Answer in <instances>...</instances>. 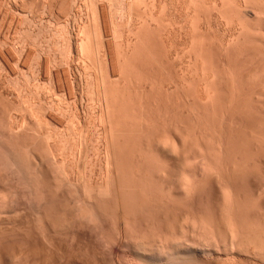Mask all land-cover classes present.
Listing matches in <instances>:
<instances>
[{
    "label": "rangeland",
    "instance_id": "1",
    "mask_svg": "<svg viewBox=\"0 0 264 264\" xmlns=\"http://www.w3.org/2000/svg\"><path fill=\"white\" fill-rule=\"evenodd\" d=\"M263 5L264 0H0V129L1 127L5 128L4 131L9 133L12 127V130L15 131L14 135L18 132L17 134H19L20 138H18L19 140L17 139L16 143L19 146L22 144L23 158L27 162L31 160L30 163H32V160L35 159L30 158L32 155H28L29 151H27L28 148L26 146L28 147L33 144L42 151L40 154L42 153L44 170H46L45 180H47V183H45L49 184L45 185L53 191L54 195H58V198L60 197L61 206L59 205L58 208L61 207L60 210L62 211L63 208L70 211L76 208L77 205H80L76 202L78 194L75 196V189H71L74 188V184L80 176L84 177H82L83 182H86V185L90 186V189L93 188L92 186H95L93 188L94 190L95 188L97 189L94 191H97V193H94L95 195L100 193V188L104 192L107 185L108 171L105 162L106 151L104 150L106 146L104 142L105 136H103L105 132H103L104 125L100 119L102 105L99 101V90L101 88H98L102 84L101 78L105 77L108 82L106 85L109 89L111 87V92L118 91L114 94L113 92L109 93L110 90L107 89L109 97L111 95V98L116 97L115 100L118 101L116 103H119L117 105L118 108L115 104V106L113 105L119 109L117 114L114 113V118H120L122 121H117H120V124L124 125L123 128L119 126V129H124V127H126L125 129H128L127 127L130 128L129 132L126 131L125 133L123 131L125 134L130 133L129 135H121L118 138L117 147L119 148L117 149L121 150L119 154L122 158L121 162L119 160V170L122 172L119 178L122 176V178L124 177V181L125 179L133 181L134 177L139 174L137 172H140L147 179H153L150 182H153V185L156 183L155 187L158 186L157 183L163 177L166 181L169 180V182H173L174 180L179 181L178 179L182 177L183 173H186V171L189 174L192 173L194 165L204 160L201 157L202 155L200 156L196 153L197 150L202 149L206 153V156L207 153L210 156L208 161L211 162L208 163H213L212 167L213 170L215 169L214 171L210 167L211 165H209L210 170H212L210 176L213 180L207 189L194 196L189 202L186 200L184 202L181 201L184 203H182L183 205L181 204L182 207L181 205L175 206L176 210L172 205L167 206L169 208L165 207V214L169 215V220L167 218L166 224L171 225L170 227H175V233L176 231L177 233H181L178 229L182 230L181 226L183 228L186 225L185 216L190 211L194 212L193 215L195 213L196 215H200L201 213V216L202 214H209L216 219L221 227H225L227 225L225 222L228 220L226 213L228 214L230 210L231 212L234 211L232 210L233 206H237L233 208L236 210L232 213L234 215L236 213V217H238V214H240L238 211L242 212V218L245 220L247 227L251 228L250 230L253 229L251 232L254 234L260 228L257 234L261 233L260 239L263 238L262 240H264ZM239 12L242 13L240 14ZM95 36L100 39H96ZM98 41L102 44L98 43L99 49L96 47ZM88 44H90L91 49H89ZM92 44L95 45L93 48L95 52H92ZM123 51H126V54ZM123 53L126 55V59L122 58L123 56L125 57ZM130 54H133L134 57ZM127 57H130L131 60L127 59ZM99 61L103 63L101 67L98 63ZM126 61L129 65H126ZM109 82L111 83L109 84ZM207 94L212 98H208ZM127 99L128 101H126ZM110 100L113 101L114 99ZM112 101L111 105L113 104ZM123 102H126V104ZM122 105H126L127 110ZM127 105L130 107H127ZM114 107L112 108L113 112L116 111ZM132 114L133 116H131ZM131 120H134L137 125H134ZM123 121L126 122L124 123ZM101 123L103 126H101ZM80 128H82L81 131ZM46 131L50 133L45 135ZM81 132L83 134L87 132L86 134H88L85 135L88 138H86L88 142L85 146V154L83 153V157L86 158H82L83 161L81 159L82 154L79 152V144H77L81 140V136L79 135ZM49 134L52 135L49 141L51 138L52 140L48 144V140L45 138ZM137 134L138 136H136ZM153 139L155 140L154 142ZM168 141L169 143H167ZM56 143L55 147L53 144ZM174 143L177 149H174ZM52 146L58 150L63 149L61 150L63 153L60 154L63 155V158L67 162L61 160L62 158H60V161L66 162L65 167H63L65 168L64 171H60L62 168L59 166L55 167L54 165L56 164L53 162V158L50 155L47 156ZM77 147H79V150ZM66 148L69 149L67 150ZM61 151L59 150L58 152ZM97 152L99 154L95 155ZM125 152L126 155L124 154ZM55 168H58L59 171ZM185 168L187 170H184ZM227 169L233 170L234 173L237 171L235 173L236 176ZM55 170L61 174L67 171L65 173L66 176L63 174L60 177L59 175L61 174ZM58 178L59 180L61 179V183L57 182ZM71 182L74 184L71 185ZM162 182L160 183L162 184ZM61 187L62 189H60ZM57 188L61 191H57ZM224 188L227 189L225 190ZM228 189L231 190V193L228 195L232 194L230 198L235 205L231 203L233 205L226 206H231L232 208H225L226 206L223 204L225 203L223 201L224 193ZM161 190L162 188L160 189L159 186L156 193L161 194L163 191ZM230 190L228 191L230 192ZM65 192H68L67 195ZM64 196L70 202L67 206L64 204L66 200ZM71 198L73 199L71 200ZM223 205L224 207H222ZM102 206L108 210V213L114 212L113 214H117L116 202L103 200ZM28 210L30 211L24 212L26 214H21L22 218L19 214V216L17 215L12 220L13 214L10 215V220L6 218L4 225L9 224L5 227L3 226L5 229L2 227L4 229V232L1 229L3 233L0 231V239H2L0 244H3L1 246L6 249L9 243V253L5 249L4 251L10 254V258L12 256V258L14 257L13 260H16L12 264H22L19 261L23 262V260L27 259L29 261L30 258V260L33 259L29 262L32 264L33 261L34 264H49L50 259H47L49 258V252L42 250L44 255L41 254V251L39 254L38 244L41 246L44 243L43 245L48 248L52 244L51 239L52 242H55L52 244L53 246L54 244L56 246L59 244V248L62 247L63 252L61 253H64L65 257L66 253H68L70 255L68 258L74 256L72 259L76 258L74 260L82 262V264H99L103 260H106L110 264V260L113 257L110 258L108 257L109 255L106 257L102 256L101 251L95 246L96 241L92 236L93 239L89 234L85 238L83 234V236H78V234L66 233V230L62 228V223L65 221L63 213L60 212L63 215L59 216V211L54 210V212L58 213L54 214V218L56 217V219L60 220L58 217H63L64 221L62 219L59 221L60 223L63 221L60 226L58 220L56 221L55 219L57 223L53 220V223L56 224L55 226L53 225L54 230H50V228H44V226L42 228L41 224L38 223L39 220L37 221L38 217L35 209L30 208ZM231 212H229L230 215ZM27 213L30 216L24 218L25 215L27 216ZM113 214L111 215L113 216ZM112 216L109 214V217L112 218L110 220L113 221L107 224L109 228H106V232L115 237L117 236V230H115L114 221L119 216ZM181 222L184 224L182 225ZM111 224L112 226H110ZM49 230L52 232L50 233ZM60 230L61 232L62 230L65 232L61 233ZM93 232L95 231L93 230ZM43 236L44 238L46 237L45 240ZM23 242L26 245L28 243L30 247L23 246ZM14 243H17V247ZM10 244L15 247L13 248ZM83 250H86V252H83ZM19 251L22 252L21 259ZM87 251H89L88 254H86ZM125 252L127 254L123 252L119 253L123 260L120 263L133 264L131 256V260L128 259V250L126 249ZM28 253L29 255H27ZM59 253L58 256L62 257L63 254L61 255L60 253L59 255ZM125 254L127 256H124ZM83 256L84 259L82 260ZM237 256H235L233 264H264V256L256 255L257 257H255L254 253ZM35 259L37 261L39 259V262H41L38 263ZM96 260H99L98 263H96ZM106 261L103 263L107 264ZM113 261L114 264H118L114 258L111 264H113ZM50 263L53 264L52 261ZM24 264L27 263L24 262Z\"/></svg>",
    "mask_w": 264,
    "mask_h": 264
},
{
    "label": "bare ground",
    "instance_id": "2",
    "mask_svg": "<svg viewBox=\"0 0 264 264\" xmlns=\"http://www.w3.org/2000/svg\"><path fill=\"white\" fill-rule=\"evenodd\" d=\"M53 2V1H52ZM226 5V4H225ZM223 5V6H225ZM255 5V4H254ZM259 6H262V5H259ZM264 6V5H263ZM53 7V6H52ZM258 7V6H257ZM224 8V7H223ZM261 8V7H260ZM239 9V8H238ZM54 10V9H53ZM261 10V9H260ZM264 10V9H263ZM242 11V10H240ZM240 13V12H239ZM242 13V12H241ZM240 13V14H241ZM260 13V12H259ZM226 15V14H225ZM224 15V16H225ZM259 15V14H258ZM153 16V15H152ZM260 17V15H259ZM259 21V20H258ZM146 22V21H145ZM262 22V21H261ZM105 24V23H104ZM97 26V25H96ZM101 29V28H100ZM99 30V28H98ZM100 31V30H99ZM102 33V32H100ZM100 35V34H99ZM98 36V35H97ZM96 37V36H95ZM98 37H96L97 39ZM100 39V38H98ZM53 41V40H52ZM93 41V40H92ZM91 41V43H92ZM108 41V40H107ZM50 42V41H49ZM95 42V41H94ZM93 42V43H94ZM102 42V41H101ZM98 43L99 41L97 42V45L96 47L98 48ZM96 44V43H95ZM100 45H102L101 43H99ZM110 44V43H109ZM89 46V49L90 48V44H88ZM93 46V47H92ZM92 52H95L94 51V47L95 45L92 44ZM129 46V45H128ZM131 46V45H130ZM87 47V48H88ZM100 47V46H99ZM194 47V46H193ZM129 48V47H128ZM96 49V48H95ZM99 49V48H98ZM104 49V48H103ZM126 50V49H125ZM132 50V48H131ZM52 51V50H51ZM91 51V50H90ZM100 52V50H98ZM91 52V53H92ZM97 52V51H96ZM124 52V51H123ZM126 52V51H125ZM124 52V53H125ZM135 52V51H134ZM110 53V52H109ZM123 53V54H124ZM128 53V51H127ZM132 53V52H131ZM137 53V52H136ZM135 53V54H136ZM44 54V53H43ZM97 54V53H96ZM99 54V53H98ZM126 54V53H125ZM124 54V55H125ZM134 54V53H133ZM132 54V55H133ZM95 55V54H94ZM131 55V54H130ZM131 55V56H132ZM197 55V54H196ZM195 55V56H196ZM61 56V55H60ZM96 56V55H95ZM94 56V57H95ZM123 56V55H121ZM136 56V55H135ZM13 57V56H12ZM11 57V58H12ZM93 57V58H94ZM97 57V56H96ZM96 57H95V60H96ZM111 57V56H110ZM114 57V56H113ZM134 57V55H133ZM197 57V56H196ZM3 58V57H2ZM100 58V56H99ZM119 58V57H118ZM117 58V59H118ZM122 58L126 59V55L125 57L123 56ZM130 57H127V59ZM107 59V58H106ZM198 59V57H197ZM5 60V59H4ZM98 60V59H97ZM133 60V59H132ZM47 61V60H46ZM73 61V60H72ZM102 61V60H101ZM101 61H99V65L100 67L102 66L101 64ZM104 61V60H103ZM197 61V60H196ZM195 61V63H196ZM68 62V61H67ZM119 62V61H118ZM131 62V61H130ZM42 63V62H41ZM59 63V62H58ZM61 63V62H60ZM96 63V62H95ZM116 63V62H114ZM121 63V62H120ZM125 63V62H124ZM136 64V62H134ZM198 63V61H197ZM55 64V63H54ZM63 64V63H62ZM65 64V63H64ZM107 64V63H106ZM128 64V62L126 61V65ZM206 64V63H205ZM96 65V64H95ZM120 65V64H119ZM129 65V64H128ZM132 65V64H131ZM53 66V65H52ZM122 66H125V65H122ZM204 66V65H203ZM131 67V66H130ZM197 67V66H196ZM10 68V67H9ZM60 68V67H59ZM108 68V67H107ZM71 69V68H70ZM102 69V68H101ZM57 70V69H56ZM115 70V69H114ZM200 70V69H199ZM59 71V70H58ZM101 71V70H100ZM109 71V70H108ZM210 71V70H209ZM102 72V71H101ZM61 73V72H60ZM106 73V72H105ZM108 73V72H107ZM111 73V72H110ZM198 73V72H197ZM83 74V73H82ZM215 74V73H214ZM51 75V74H50ZM65 75V73H64ZM119 75V74H118ZM207 75V74H206ZM102 77V76H101ZM109 77V75H108ZM111 77V76H110ZM183 77V76H182ZM212 77V76H211ZM219 78V77H218ZM53 79V78H52ZM207 79V78H206ZM213 79V78H212ZM59 80V79H58ZM107 78L105 79V77H102L101 78V87H98V88H101L99 90V101L102 105V114L100 115L101 116V121L103 123H101V126L104 127V135L105 138H104V142H105V146L106 148L104 149L106 151V169L108 171V179H107V182H106V188L104 190V192L101 191V188H100V193L99 194H94V193H97L94 192L95 190H97L95 188V190L93 189L95 186H92L93 188L90 189V186L86 185V182H83V178L81 179L80 177H76L78 178L76 180V183L74 184V188H71V189H75L76 193L75 196H77L76 194H78V199L76 200L74 198V200H76V202H78L80 205L70 211L66 210L65 208H63V211L60 210L59 205L61 204L60 203V197L58 198V195H54V193H52L53 191L48 189L46 187V185H49V184H46L47 180H45L46 178V173L44 170L45 167L43 165V161H42V156L40 154V151L35 145H29L28 147L26 146L27 151L28 152V155L30 156V154L32 156H30L31 159H35V160H32V163L27 162L23 157V150H22V144L19 146L16 142H17V139L20 138L19 137V134H17L18 132H16V135L15 134V131L12 130V127H11V130L9 133H7L6 131H4V129L1 127L0 129V231L2 229V227L6 226L7 224L4 225V223H6V218L9 219V216L13 214V217H11L12 220H14V217H16L17 215L19 216V214L21 215H24L26 213H24L25 211L26 212H29L30 208H32L33 210L35 209V211L37 212V221L39 220L38 223L41 224L42 228L44 226L47 227L48 229L50 228V230H54V226L55 224L57 223L56 221L58 220V222L62 219L64 221L63 222L65 224L62 223V228L66 230V233H69V234H78L79 235H85V238H86V235L89 234V236L93 237L94 240L96 241V245H95V242H94V245L98 247V249L101 251V255L102 256H108L110 258H114V260H116V262L118 264H121V256H120V252H123V253H126L125 250L127 249L128 250V259H130V256L132 258V261H133V264H233V260H235V256L237 255H240V254H251V253H254V256L257 257L256 255H260L261 257L264 256V240L260 239L261 238V233L260 234H257V232L259 231H256V233L254 234L253 232H251L252 230H250L251 228L247 227V225L245 224V220H243L242 218V212H239L240 214H238V217L237 214L235 213H232L234 212L236 209H233V208H236L233 206L232 211L231 210L229 212H231V215L226 213V216L228 218V220H226L227 222V225L225 227H221L218 222L216 221V219L213 217V216H210L209 214L206 215V214H202L201 216V213L200 215H193L192 212L189 211V213L191 214H186L187 216L186 217V221L185 224L182 228L181 226V229L182 230H179L178 231H181L177 233H175V227H170L169 224L167 225V218H168V214L166 215L165 214V207L169 206V205H172V207L175 206L178 207L179 205H181L185 200L189 202L190 199H192L194 196L200 194L204 189H207V187L211 184V181L213 179H211V172L213 170V163H208V162H211V161H208L209 160V155L207 153V156L205 155L206 153L202 150V149H199L197 150V154H199L201 157L204 158V160L202 162H200L199 164H195L193 167L194 169L192 170L193 172L189 174V172L187 173H183L182 177L180 179H178L179 181H171L169 182L165 180V178L163 177V179H161L158 183H157V187L156 186V183L155 185H153V182H150L151 180L153 179H147L145 176L141 175L140 172H137L138 176L134 177L133 181H127L125 179L124 181V177L122 178H119L120 177V174L122 172H120L119 170V160L120 162L122 161L121 159V156L119 154V147H117V143H118V138L121 136V135H129L130 133L128 134H125L126 131H128L130 128L127 127L128 129H125L126 127H124V129H121L123 128L124 125H122V123L120 124V118H114L115 117V114H117V112L119 111L118 106L119 103H116L118 101L115 100L116 97H112L111 96L109 97L108 95V92H107V89L110 90L109 93L111 92V87L110 89L107 87L106 83H108L107 81ZM203 80V79H202ZM205 80V79H204ZM70 81V80H69ZM109 81V80H108ZM208 81V80H207ZM215 81V80H214ZM219 81V80H218ZM67 82V81H66ZM206 82V81H204ZM211 82V80H210ZM68 83V82H67ZM99 83V81H98ZM111 82H109L110 84ZM209 83V82H208ZM108 84V85H109ZM115 84V83H114ZM63 85V84H62ZM100 85V83H99ZM98 85V86H99ZM116 85V84H115ZM118 85V84H117ZM50 86H53V85H50ZM209 87V85H207ZM55 87V86H54ZM69 87V86H68ZM107 87V88H106ZM114 87V85H113ZM124 87V85H123ZM114 89V88H113ZM128 89V88H127ZM134 89V88H133ZM52 90V89H51ZM83 90V89H82ZM88 90V89H87ZM117 90V89H116ZM129 90V89H128ZM207 90V89H206ZM214 90V89H213ZM212 90V91H213ZM46 91V90H45ZM135 91V90H134ZM113 92V91H112ZM111 92V93H112ZM115 92H118V91H115ZM115 92H113L115 94ZM133 93V91H132ZM209 93V91H208ZM215 93V92H214ZM117 94V93H116ZM72 95V94H71ZM126 95V94H124ZM61 96V95H60ZM121 96V95H120ZM129 96V94H128ZM127 96V97H128ZM206 96H208V98L210 97L209 94H207ZM213 96V95H212ZM57 98V97H56ZM55 98V99H56ZM117 98H121V97H117ZM126 98V96H125ZM212 98V97H210ZM53 99V98H52ZM63 99V98H62ZM110 99H114L113 101L110 100ZM123 99V98H122ZM121 99V101H122ZM133 99V98H132ZM64 101V100H63ZM76 101V100H75ZM111 101L113 102V104L111 105ZM125 101V100H123ZM128 101V99L126 100ZM133 101V100H132ZM135 101V100H134ZM138 101V100H137ZM208 102V101H207ZM31 103V102H30ZM65 103V102H64ZM121 103V102H120ZM126 104V102H123ZM122 103V104H123ZM210 103V102H209ZM41 104V103H40ZM43 104V103H42ZM71 104V103H70ZM95 104V103H94ZM116 107H114L115 105ZM130 104V102H129ZM134 104V103H133ZM26 105V104H25ZM31 105V104H30ZM35 105V104H34ZM39 105V104H38ZM114 105V106H113ZM132 105V104H131ZM138 105V104H136ZM54 106V105H53ZM114 109L116 110L115 112H113L114 110L112 109L113 107ZM126 106V105H125ZM124 105H122V107H125ZM129 105H127L128 107ZM32 107V106H31ZM36 107V105H35ZM43 107V106H42ZM130 107V106H129ZM51 108V107H50ZM121 108V107H120ZM126 108V107H125ZM212 108V106H211ZM38 109V108H37ZM40 109V108H39ZM101 109V108H100ZM131 109V108H129ZM134 109V108H133ZM31 110V109H30ZM94 110V109H93ZM121 110V109H120ZM127 110V108L125 109ZM49 111V110H48ZM78 111V110H77ZM95 111V110H94ZM123 111V110H122ZM35 112V111H34ZM38 112V111H37ZM36 112V113H37ZM113 112V113H112ZM126 112V111H124ZM139 112V111H138ZM31 113V112H30ZM64 113H66L64 111ZM115 113V114H114ZM133 113V112H132ZM78 114V113H77ZM120 114V113H119ZM129 114V113H127ZM137 114V113H136ZM33 115V113H32ZM41 115V114H40ZM45 116V115H44ZM54 116V115H53ZM90 116V115H88ZM125 116V115H124ZM133 116V114L131 115ZM129 116V117H131ZM138 116V115H137ZM34 117V116H33ZM41 117V116H40ZM57 117V116H56ZM55 117V118H56ZM87 117V116H86ZM95 117V116H94ZM97 117V116H96ZM116 117H118V115H116ZM121 117H122V114H121ZM128 117V116H127ZM35 118V117H34ZM33 118V119H34ZM77 118V117H76ZM136 118V117H135ZM47 119V118H46ZM53 119V118H52ZM116 119V121H115ZM145 119V118H144ZM40 120V119H39ZM62 120V119H61ZM117 120H120V121H117ZM126 120V119H125ZM140 120V119H139ZM147 120V119H146ZM38 121V120H37ZM136 121V120H135ZM68 122V121H67ZM116 122H119V123H116ZM124 122V121H123ZM126 122V121H125ZM124 122V123H125ZM129 122V121H128ZM131 122L135 125L136 123L134 122V120ZM144 122V121H143ZM152 122V121H151ZM140 123V122H138ZM62 124V123H61ZM78 124V123H77ZM120 124V125H119ZM131 124V125H133ZM70 125V124H69ZM72 125V124H71ZM126 125V124H125ZM130 125V124H129ZM133 125V126H134ZM137 125V124H136ZM50 126V125H49ZM119 126L121 127L119 129ZM132 126V127H133ZM42 127V126H41ZM53 127V126H52ZM54 127H57V126H54ZM131 127V126H130ZM131 127V128H132ZM152 127V126H151ZM9 128V127H8ZM77 128V127H76ZM75 128V129H76ZM84 128V127H83ZM88 128V127H87ZM134 128V127H133ZM3 129V130H2ZM56 129V128H55ZM74 129V130H75ZM82 128H80V131H81ZM86 129V128H85ZM72 130V129H70ZM84 130V129H83ZM82 130V131H83ZM135 130V129H134ZM20 131V130H19ZM31 131V130H30ZM69 131V130H68ZM67 131V132H68ZM77 131H79V129H77ZM79 131V132H80ZM125 131V133L123 132ZM131 131V130H130ZM137 131V130H136ZM25 132V131H24ZM74 132V131H73ZM129 132V131H128ZM131 132H134V131H131ZM22 133V132H20ZM47 133H50V132H47L46 131V134L45 135H48ZM54 133V132H53ZM78 133V132H77ZM87 133V132H86ZM83 132H81V134H79L81 137V140L79 143V147H80V154H82L81 156V159L82 158H86V157H83V153L85 154V146L87 144V140H86V136L85 135H88ZM38 134V133H37ZM57 134V132H56ZM55 134V135H56ZM133 135V133H131ZM140 134V133H139ZM143 134V132H142ZM177 134V133H176ZM18 135V136H17ZM44 135V136H45ZM59 135V134H58ZM70 135V134H69ZM90 135V134H89ZM181 135H183L181 133ZM17 136V137H16ZM33 136V135H32ZM38 136V135H37ZM41 136V135H40ZM43 136V135H42ZM52 135L49 134V136H46L45 139L48 140V144L50 143L49 139ZM62 136V135H61ZM75 136V135H74ZM138 136V134L136 135ZM48 137V138H47ZM73 138V136H71ZM79 137V136H78ZM123 137V136H122ZM127 137V136H126ZM132 137V136H130ZM149 137V136H148ZM22 138V137H21ZM40 138V137H39ZM55 138V137H54ZM53 138V140H54ZM63 138V137H61ZM66 138V137H65ZM76 138V137H75ZM184 138V137H183ZM16 139V140H15ZM60 139V138H59ZM70 139V138H69ZM88 139V138H87ZM92 139V137H91ZM126 139V138H125ZM128 139H130L128 137ZM19 140V139H18ZM24 140V139H23ZM32 140V139H31ZM62 140V139H61ZM60 140V141H61ZM73 140V139H72ZM77 140V139H75ZM79 140V139H78ZM157 140V139H156ZM161 140V139H160ZM167 140V139H166ZM40 141V140H39ZM59 141V142H60ZM65 141V140H64ZM151 141V140H150ZM155 140L153 139V142ZM174 141V140H173ZM36 142V141H35ZM43 142V141H41ZM55 142V141H54ZM63 142V141H62ZM61 142V143H62ZM138 142V141H137ZM141 142V141H140ZM161 142V141H160ZM176 142V141H175ZM32 143V142H31ZM40 143V142H39ZM46 143V144H47ZM100 143V142H99ZM157 143V142H155ZM169 143V141L167 142ZM26 144V143H25ZM89 144V143H88ZM136 144V143H135ZM158 144V143H157ZM57 145L56 144H53ZM142 145V144H141ZM152 145V144H151ZM168 145V144H167ZM166 145V146H167ZM175 145V143H174ZM173 145V146H174ZM218 145V143H217ZM24 146V145H23ZM40 146V144H39ZM47 146V145H46ZM49 146V145H48ZM64 146V145H62ZM68 146V145H67ZM120 146V145H118ZM159 146V145H158ZM59 147V146H58ZM66 147V146H65ZM79 147L78 150H79ZM100 147V146H99ZM97 147V148H99ZM178 147V146H177ZM219 147V146H218ZM25 148V150H26ZM50 148V146H49ZM60 148V147H59ZM64 148V147H63ZM71 148V147H70ZM75 148V146H74ZM96 148V149H97ZM123 148V147H122ZM121 148V149H122ZM126 148V147H125ZM139 148V147H138ZM153 148V146H152ZM174 148V147H173ZM42 149V148H41ZM46 149V148H45ZM67 149V148H66ZM69 149V148H68ZM67 149V150H68ZM88 149V148H87ZM129 149V148H128ZM127 149V150H128ZM174 149H177L176 148V145H175V148ZM197 149V148H196ZM220 149V147H219ZM60 151L63 150L62 148L59 149ZM58 149L54 148V146H52L51 150H49V154L47 153V156H51V158H53V162L56 164L54 165L55 167L59 166L60 168V171H64L65 168V163L67 162L64 158H63V155L60 154V153H63L62 151L61 152H58L59 151ZM66 150V151H67ZM134 150V149H133ZM181 150V149H180ZM72 151V150H71ZM70 151V152H71ZM77 151V150H76ZM210 151V150H209ZM208 151V152H209ZM89 152V151H88ZM94 152V151H93ZM134 152V151H133ZM142 152V150H141ZM149 152V151H148ZM217 152V151H216ZM214 152V153H216ZM45 153V151H44ZM69 153V152H68ZM87 153V152H86ZM195 153V154H196ZM211 153L213 154V152L211 151ZM228 153V152H226ZM79 154V155H80ZM92 154V153H91ZM99 153L97 152V154L95 155H98ZM101 154V153H100ZM126 155V152L124 153ZM211 154V155H212ZM230 154V153H229ZM44 155V154H43ZM70 155V154H69ZM68 155V156H69ZM78 155V154H77ZM133 155V154H132ZM131 155V156H132ZM220 155V154H219ZM60 156V157H59ZM87 156V155H86ZM123 156V155H122ZM217 156V155H216ZM233 156V155H232ZM235 156V155H234ZM45 157V156H44ZM65 157V156H64ZM72 157V156H71ZM70 157V158H71ZM79 157V156H78ZM195 157V156H194ZM214 157V156H213ZM212 157V158H213ZM220 157V156H219ZM49 158V157H48ZM47 158V159H48ZM60 158H62L61 160H65L66 162L64 163L63 161H60ZM67 158V156H66ZM69 158V157H68ZM97 158V157H96ZM131 158V157H130ZM211 158V159H212ZM228 158V157H227ZM79 159V158H78ZM77 159V161H78ZM80 159V161H81ZM88 159V158H87ZM27 160H29L27 158ZM124 160V159H123ZM207 160V161H206ZM26 161V162H25ZM52 161V160H51ZM50 161V162H51ZM79 161V162H80ZM83 161V159H82ZM81 161V162H82ZM88 161V160H87ZM92 161H94L92 159ZM92 161H90L92 163ZM125 161V160H124ZM143 161V160H142ZM230 161V160H229ZM236 161V160H235ZM64 165H63V163ZM71 162V161H70ZM79 162H78V165H79ZM101 162V161H100ZM137 162V161H136ZM220 162V161H219ZM52 163V162H51ZM77 163V162H76ZM83 163V162H82ZM86 163V162H85ZM98 163V162H97ZM99 164V163H98ZM101 164V163H100ZM228 164V163H227ZM49 165V164H48ZM94 165V164H93ZM123 165V164H122ZM125 165V164H124ZM127 165V164H126ZM137 165V164H136ZM148 165V164H147ZM209 165H211L210 167L212 168V170H210L211 168L209 167ZM239 165V164H238ZM236 165V166H238ZM52 166V164H51ZM85 166V165H84ZM130 166V165H129ZM188 166V165H187ZM219 166V165H218ZM225 166V165H224ZM228 166V165H227ZM48 167V166H46ZM67 167V166H66ZM79 167V166H78ZM87 167V166H86ZM85 167V168H86ZM131 167V166H130ZM138 167V166H137ZM150 167V166H149ZM192 167V166H191ZM50 168V167H49ZM121 168V167H120ZM147 168V167H146ZM189 168V167H188ZM235 168V167H234ZM245 168V167H244ZM56 170H58V168H55ZM76 169V168H75ZM79 169V168H78ZM87 169V168H86ZM122 169V168H121ZM136 169V168H135ZM145 169V168H144ZM191 169V168H190ZM220 169V168H219ZM233 169V168H232ZM247 169V168H246ZM250 169V168H249ZM55 170V171H56ZM82 170V169H81ZM147 170V169H146ZM184 170H187L186 168ZM215 170V169H214ZM213 170V171H214ZM228 170V169H227ZM236 170V169H235ZM242 170V169H241ZM59 171V170H58ZM56 171L57 173H60ZM73 171V170H72ZM80 171V170H78ZM130 171V170H129ZM140 171V170H139ZM217 171V170H216ZM229 172H233V174L235 175V172L232 170H228ZM244 172V170H242ZM55 172V173H56ZM81 172V171H80ZM65 173H67V171L63 172L61 175H59L60 177ZM84 173V172H83ZM107 173V172H106ZM131 173V172H130ZM153 173V172H152ZM215 173V172H214ZM213 173V174H214ZM220 173V172H219ZM54 174V173H53ZM81 174V173H80ZM228 174V173H227ZM246 174V173H244ZM49 175V173H48ZM58 175V174H57ZM69 175V174H68ZM83 175V174H82ZM133 175V174H132ZM166 175V174H165ZM164 175V176H165ZM217 175H219L217 173ZM55 176V175H53ZM66 176V175H65ZM143 176V177H142ZM221 176V175H220ZM225 176V175H224ZM236 176V175H235ZM245 176V175H244ZM50 178V177H49ZM57 178V177H56ZM132 178V177H131ZM218 178V177H217ZM231 178V177H230ZM237 178V177H236ZM55 179V178H54ZM93 179V178H92ZM147 179V180H146ZM59 180V178H58ZM57 182H60V180ZM123 180V181H122ZM131 180V179H130ZM221 180V179H220ZM226 180V179H225ZM230 180V179H229ZM74 181V180H73ZM219 181V180H218ZM224 181V180H223ZM227 181V180H226ZM238 181V180H237ZM46 182V183H45ZM56 182V180H55ZM54 182V184H56ZM66 182V180H65ZM63 182V183H65ZM89 182V181H88ZM162 182V184L160 183ZM216 182V181H215ZM225 182V181H224ZM233 182V181H232ZM61 183V182H60ZM93 183V182H92ZM227 183V182H226ZM46 184V185H45ZM67 184V183H66ZM69 184V183H68ZM71 185L72 182L70 183ZM88 184V183H87ZM235 184V182H234ZM58 185V184H57ZM159 186H160V189L162 188V193L161 191V194H157L156 193V190L159 189ZM162 186V187H161ZM226 186V185H225ZM229 186V184H228ZM236 186V185H235ZM57 187V186H56ZM60 187V186H59ZM71 187V186H70ZM104 187V186H103ZM155 187V189H154ZM220 187V186H219ZM230 188V187H229ZM59 188H57V191ZM62 189V187L60 188ZM155 191H154V190ZM225 189V188H224ZM223 189V190H224ZM227 189V188H226ZM225 189V190H226ZM70 190V189H69ZM230 190V189H228ZM226 191L224 194V202L223 204L226 205H235V203H233V200L230 198V195H228L229 193H231V190L230 192L229 191ZM61 191V190H60ZM59 191V192H60ZM67 191V190H66ZM74 191V192H75ZM71 192V191H70ZM73 192V191H72ZM223 192V191H222ZM228 192V193H227ZM239 192V191H238ZM66 193V192H65ZM68 193V192H67ZM66 193V195H67ZM64 194V193H63ZM223 194V193H222ZM65 195V196H66ZM99 195V196H98ZM235 196V194H233ZM60 196V195H59ZM64 196V198H65ZM74 196V197H75ZM96 196V197H95ZM200 197V196H199ZM223 197V196H222ZM233 197V196H231ZM237 197H240V196H237ZM63 199V198H62ZM61 199V200H62ZM65 202L64 204L67 206L70 202L68 201L69 199L68 198H65ZM68 199V200H67ZM73 198H71L72 200ZM234 199V198H233ZM240 199V198H239ZM70 200V201H71ZM103 200H109V201H114L117 203V209H116V212L117 214H113L111 212L108 213V210L105 209L102 205H103ZM68 203H67V202ZM183 201V202H181ZM237 201V200H236ZM72 202H75V201H72ZM106 202V201H104ZM241 202H243L241 200ZM77 203V204H78ZM186 203V202H185ZM233 203V204H231ZM238 203V202H237ZM240 203V202H239ZM63 204V202H62ZM75 205V203H73ZM107 204V203H106ZM112 204V203H111ZM184 204V203H183ZM182 204V205H183ZM243 204V203H242ZM72 205V206H74ZM110 205V204H109ZM108 205V206H109ZM181 205V207H182ZM210 205V204H209ZM241 205V203H240ZM61 206V205H60ZM70 206V205H69ZM68 206V207H69ZM107 206V205H106ZM226 206L225 208H230ZM244 206V205H242ZM67 207V209H68ZM110 207V206H109ZM171 207V206H170ZM224 207V205L222 206ZM247 207V206H246ZM108 208V207H107ZM169 208V207H167ZM173 208V209H174ZM180 208V207H179ZM241 208V207H240ZM248 208V207H247ZM65 209V210H64ZM109 209V208H108ZM114 209V208H113ZM182 209H185V208H182ZM194 209V208H193ZM196 209V208H195ZM244 209V208H242ZM54 210H56L57 212L59 211V216H62L64 214V219L63 217H58L60 218L59 219H56V217L54 218V214L57 213V212H54ZM176 210V208H175ZM186 210V209H185ZM189 210V209H188ZM214 210V209H213ZM239 210V209H238ZM32 211V210H31ZM110 211V209H109ZM169 211V210H168ZM205 211V210H204ZM222 211V210H221ZM242 211V210H241ZM247 211V210H246ZM63 213L62 215L60 214ZM174 212V211H173ZM172 212V213H173ZM181 212V211H180ZM202 212V211H200ZM225 212V210H224ZM227 212V210H226ZM237 212V211H236ZM176 213V212H175ZM174 213V214H175ZM182 213V212H181ZM217 213V212H216ZM58 214V213H57ZM109 214L110 216H112L111 214H113L112 217H114V215L116 217H118V219H115V230H117V236H112L111 234H107V230L106 228L109 226L107 224H109L110 221H113V220H110L111 217H109ZM211 214V213H210ZM214 214V213H213ZM212 214V215H213ZM221 214V213H220ZM15 215V216H14ZM22 215L20 216L22 218ZM35 215V213H34ZM181 215V214H180ZM206 215V216H205ZM230 215V216H228ZM30 216L29 213H27V216L25 215L24 218ZM58 216V215H56ZM221 216V215H220ZM224 216V215H223ZM34 217V216H32ZM36 217V216H35ZM34 217V218H35ZM173 217V216H172ZM225 217V216H224ZM249 217V216H248ZM54 218V219H53ZM120 218V219H119ZM183 218V217H182ZM246 218V217H245ZM244 218V219H245ZM16 219V218H15ZM30 219V218H28ZM56 219V221H55ZM112 219V218H111ZM174 219V218H173ZM218 219V218H217ZM10 220V219H9ZM9 220H7L9 222ZM22 220V219H21ZM36 220V219H34ZM56 223H53L54 221ZM118 220H120L118 222ZM169 220V218H168ZM177 220H179L177 218ZM183 220V219H182ZM20 221V219H19ZM27 221V220H26ZM36 221V223H37ZM172 221V220H170ZM176 221V220H175ZM251 221V220H250ZM14 222V221H13ZM17 222V220H16ZM169 222V221H168ZM177 222V221H176ZM184 222V221H183ZM15 223V222H14ZM12 223V224H14ZM28 223V222H27ZM26 223V224H27ZM30 223V221H29ZM60 223V222H59ZM61 223L59 224L61 226ZM112 223V222H111ZM251 223V222H250ZM20 224V223H19ZM31 224V223H30ZM171 224V223H170ZM178 224V223H177ZM182 224V222H181ZM184 224V223H183ZM182 224V225H183ZM257 224V223H256ZM16 225V223H15ZM39 225V224H37ZM54 225V226H53ZM58 225V224H57ZM56 225V226H57ZM249 225V224H248ZM260 225V224H259ZM11 226V225H10ZM13 226V225H12ZM19 226V225H18ZM17 226V227H18ZM24 226V225H23ZM27 226V225H26ZM25 226V227H26ZM30 226V225H28ZM40 226V225H39ZM112 226V224L110 225ZM173 226V225H172ZM3 227V228H4ZM16 227V228H17ZM65 227V228H64ZM255 227V226H254ZM7 228V227H6ZM53 228V229H52ZM107 228V229H108ZM224 228V229H223ZM5 229V228H4ZM4 229L3 232H4ZM8 229V228H7ZM10 229V227H9ZM37 229V228H36ZM47 229V231H48ZM61 229V228H60ZM93 229L95 232H93ZM177 229V228H176ZM12 230V229H11ZM15 230V229H14ZM18 230V228H17ZM32 230V229H31ZM39 230V229H38ZM37 230V231H38ZM49 230V231H50ZM7 231V230H6ZM10 231V230H9ZM23 231V230H22ZM29 231V230H28ZM43 231V230H42ZM41 231V233H42ZM98 231V232H97ZM110 231V230H109ZM108 231V232H109ZM263 231V230H262ZM2 232V231H1ZM2 232V233H3ZM13 232V230H12ZM10 231V233H12ZM16 232V231H15ZM18 232V231H17ZM39 232V231H38ZM44 232V231H43ZM52 231H50L51 233ZM55 232V231H54ZM57 232H59L57 230ZM61 232V230H60ZM62 232H65L62 230ZM61 232V233H62ZM8 233V232H6ZM14 233V232H13ZM28 233V232H27ZM39 233V234H41ZM46 233V232H45ZM33 234V233H32ZM44 234V233H43ZM47 234V233H46ZM5 235V233H4ZM29 235V234H27ZM82 235V236H83ZM49 236V235H48ZM70 236V235H69ZM68 236V238H69ZM2 237V235H1ZM17 237V236H16ZM19 237V236H18ZM27 237V236H25ZM40 237V235H39ZM53 237V236H52ZM91 237V238H92ZM5 238V237H4ZM22 238V237H21ZM29 238V237H28ZM34 238V237H33ZM36 238V237H35ZM46 238V237H45ZM44 236H43V239L45 240ZM60 238V237H59ZM78 238V237H77ZM88 238V237H87ZM92 238V239H93ZM63 239V238H62ZM91 239V240H92ZM33 240V239H32ZM49 240V239H48ZM87 240V239H86ZM90 240V238H89ZM261 240V241H260ZM0 241H2V239H0ZM30 241V240H28ZM38 241V240H37ZM36 241V242H37ZM50 241V240H49ZM48 241V242H49ZM82 241V240H81ZM17 242V241H16ZM32 242V241H31ZM40 242V241H39ZM47 243V241H45ZM86 242V241H85ZM92 242V241H91ZM92 242V243H93ZM1 243V242H0ZM24 243V242H23ZM38 243V242H37ZM36 243V245H37ZM45 243V244H46ZM51 243H55V242H52V239H51ZM61 243V242H60ZM15 244V243H14ZM17 244V243H16ZM15 244V245H16ZM44 244V243H43ZM43 244H41V246L38 244L39 246V254H40V251H41V254H43V251H48L49 254V258L47 259H50V261L53 262V264L55 263H63V264H82V262H78L77 260H74L72 259L73 257H69L70 256L68 253H66V257L64 256L65 254L64 253H61L63 252V249L62 247L59 248V244H57V246L54 244V247L52 244H50V246H48V248L46 246H44ZM1 245L3 244H0V264H12V262H15L16 260H13L12 256V261H11V258H10V254L9 253V250L8 249V245H7V248L5 249L4 247H2ZM11 245V244H10ZM21 245V244H20ZM19 245V247H20ZM26 245L25 243L23 244V246ZM30 245H33V244H30ZM47 245V244H46ZM52 245V246H51ZM93 245V244H92ZM13 247V245H11ZM28 247H30L27 243ZM37 246V247H38ZM64 246V245H63ZM89 246V245H88ZM94 246V248H95ZM15 247V246H14ZM13 247V248H14ZM17 247V245H16ZM34 247V246H33ZM41 247V248H40ZM46 247V248H45ZM50 247V248H49ZM59 249H58V248ZM84 247V246H83ZM21 248V247H20ZM27 248V247H26ZM32 248V247H31ZM93 248V249H94ZM3 249V250H2ZM8 251V253L5 251ZM23 249V247H22ZM21 249V250H22ZM29 249V248H28ZM34 249V248H33ZM77 249V248H76ZM96 249V248H95ZM18 250V248H17ZM24 250H25V247H24ZM23 250V251H24ZM43 250V251H42ZM81 250V249H80ZM30 251V250H29ZM27 251V252H29ZM74 251V250H73ZM72 251V252H73ZM78 251V250H77ZM99 251V253H100ZM16 252V250H15ZM20 253V259L22 258L21 257V251H19ZM36 252V251H35ZM58 252L61 253L62 257L61 256H58ZM64 252H66L64 250ZM75 252V251H74ZM73 252V253H74ZM83 252H86V250ZM89 251H87L86 254H88ZM93 252V250H92ZM13 253V252H12ZM18 253V252H17ZM25 254V251L23 252ZM59 253V255H60ZM71 253V252H70ZM72 253V254H73ZM76 253V252H75ZM34 254V253H33ZM68 254V255H67ZM79 254V253H78ZM96 254V253H95ZM122 254V253H121ZM127 254V253H126ZM124 255V256H127V255ZM29 255V253L27 254ZM35 255V254H34ZM44 255V254H43ZM42 255V256H43ZM46 255V254H45ZM76 255V254H75ZM83 255V254H82ZM81 255V256H82ZM100 255V256H101ZM19 256V255H17ZM16 256V257H17ZM26 256V255H25ZM31 256V255H30ZM41 256V255H40ZM77 256V255H76ZM87 256V255H86ZM102 256H101V259H102ZM24 257V255H23ZM34 257V256H32ZM79 257V256H78ZM94 257V256H92ZM96 257V256H95ZM107 257V258H108ZM238 257V256H237ZM19 258V257H18ZM26 258H28V256H26ZM99 258V257H98ZM106 258V259H107ZM112 258V259H113ZM125 258V257H123ZM19 259V260H20ZM31 259V258H30ZM28 261L27 260H23L22 261H19L21 262L22 264H24V262H26L27 264H32V263H29L31 262L32 260ZM53 259V260H51ZM66 260L64 262V260ZM78 259V258H77ZM81 259V258H80ZM84 259V256L82 258V260ZM88 259V258H86ZM109 259V258H108ZM112 259L110 260V264H111V261ZM260 259V258H259ZM37 261V259H35ZM92 260V259H90ZM131 260V259H130ZM256 260V259H255ZM28 261V262H27ZM44 261V259H43ZM49 261V264H52L50 263ZM95 261V260H94ZM99 261V260H98ZM98 261L96 260V263H98ZM101 261V260H100ZM106 260H103V262L105 263ZM109 261V260H108ZM123 261V260H122ZM259 261V260H258ZM38 263L39 262V259L37 261ZM35 262V263H37ZM103 262H99V264H104ZM107 262V261H106ZM194 262V263H193ZM263 262V261H262ZM17 263V262H16ZM45 263V262H44ZM59 263V264H61ZM87 263V262H86ZM89 263V262H88ZM14 264V263H13ZM19 264V263H17ZM33 264H34V261H33ZM93 264V263H92ZM107 264H109L107 262ZM113 264H114V261H113ZM116 264V263H115ZM132 264V263H131Z\"/></svg>",
    "mask_w": 264,
    "mask_h": 264
}]
</instances>
